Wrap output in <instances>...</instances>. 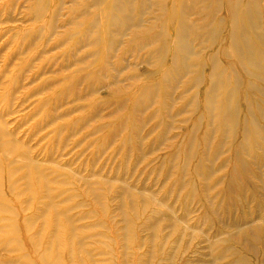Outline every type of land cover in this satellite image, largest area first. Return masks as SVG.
Here are the masks:
<instances>
[{"label":"rangeland","instance_id":"1","mask_svg":"<svg viewBox=\"0 0 264 264\" xmlns=\"http://www.w3.org/2000/svg\"><path fill=\"white\" fill-rule=\"evenodd\" d=\"M45 1L38 19L34 0H0V126L34 163L0 155V205L14 212L0 211V264H25L23 251L39 264L31 248L55 233L61 264H71L64 243L82 264H264V81L226 40V1L206 2L212 38L195 3L187 74L168 59L181 0L131 5L169 33L156 56L138 32L106 21L111 0ZM238 21L264 65V39ZM209 57L223 68L216 102L233 126L216 102L205 108ZM141 86L153 90L148 102Z\"/></svg>","mask_w":264,"mask_h":264},{"label":"bare ground","instance_id":"2","mask_svg":"<svg viewBox=\"0 0 264 264\" xmlns=\"http://www.w3.org/2000/svg\"><path fill=\"white\" fill-rule=\"evenodd\" d=\"M208 1L209 0H181L180 6L175 7L174 5H172V9L174 10L172 16L174 17L176 24H175L174 35L171 37L172 42H173L172 43L173 47L171 51L169 52L171 54L169 55V58H168L169 59V69L171 71H180V72L182 71L184 74L194 72L193 70L194 64L193 65L190 64L187 60L188 56L192 54L191 50L186 45V37L188 36L187 33L189 30H192V27H193V21L189 20V17L190 15H194L193 9H194L195 3H204L203 4L204 8L200 9L199 13H201L202 11H204L205 13L206 8H207L206 2ZM225 1H226L225 4L227 5L226 12L229 15V24H228L229 27L227 31L226 40L230 48L232 49V51L238 57H241V59L245 60L250 65H252V67L256 71V73H249V74L254 76L255 78H258L264 81V65H262L263 56H261L262 53L261 51H257L256 48H254V46L250 42V38H249L250 35H247L246 30L242 28L241 24L238 21L239 17L245 18L247 22V28L250 31H253L254 37L257 38L259 42L263 41L262 39H264V34L258 33V31L261 29V24L263 23L262 22L263 18L259 11L258 0H248V2H246L245 5H241L239 3V0H225ZM45 2H46L45 0H34L35 5L37 6L39 5L38 8L35 7L36 9L34 11L35 16H37L38 19L44 13L43 8H44ZM133 3H134V0H111L110 1L111 10L105 15L106 21L109 23L118 24L120 26V29L127 27V29L132 32L134 30L138 32L139 33L138 36L141 39L140 43L141 45L146 47L148 54L156 56L152 54L151 52H155V54H158V52L162 53L164 51V48H163L164 46H163L162 41L167 43V39H169V36L165 34L167 32H164V29H163L164 26L160 22L161 19H158L156 17L155 21L151 22L150 26H144V23L148 22L147 20L136 19L134 16H132V10L130 8ZM100 4H101V0L95 1L96 6H99ZM221 4H223L221 0H215L216 6L220 7ZM83 15H87V12L84 11ZM207 15H210V13L208 12L207 14L205 13L204 15L206 17L205 19L208 22L201 29L203 31L206 30L207 32L205 33L209 32V35H210L209 38H212V35L215 34L216 31H215V27L210 25V22L208 20L209 18H207ZM155 26H158L157 28L160 30V33L152 31L153 29H155ZM205 33H204V37H205ZM160 41L162 44L152 49L153 45L158 44V42ZM255 55L258 56L260 60H257L256 58H254L253 56ZM208 61L210 65V71L207 74L209 83H208L207 88L204 91L203 100L205 103V108L209 110L210 106L216 102V91L218 89L216 87H220L221 85H223L222 81L224 80V78L222 75L223 68L221 67V65H219L217 60L214 59L213 57H209ZM194 84H197V83L194 81ZM142 88H143L142 86L138 88L137 90L138 94L143 95L145 93V96H146V93H147V97H145V101H147L146 98L148 100L151 99L149 98V96L153 95L152 94L153 90L151 89L148 90V88L146 89H142ZM143 97L142 98L139 97V98L144 99ZM226 97L222 101L230 102V96H226ZM139 98L137 99L140 100ZM145 101L143 100L142 104ZM215 105L216 107L214 109H216L217 113L214 112V114L218 115L217 117L220 118V121L222 123H224L223 126L225 125L227 126L229 124L233 126L232 122L235 121L234 113L231 111H228V108L226 109L222 103L218 105V103L216 102ZM214 109L212 108V110ZM214 114H213V117H214ZM261 115H264V114L261 113ZM13 137L14 136L12 135L11 132H8V131L6 132L0 126V151H1L0 155H1V158L7 160L9 165H14L15 164L14 161L16 162L19 161L23 163L26 162L27 164H32L33 162L29 160L30 156L27 153V147L24 148L23 143L21 141L18 142L17 140H14ZM21 146L22 148H20ZM13 152H14V155H13ZM16 154H17V157H15ZM0 171H1V165H0ZM13 171L14 170H9V173ZM40 178L42 177L40 176ZM7 182H8V188L12 190L13 186L11 185V180L7 179L6 184ZM0 211H7L8 213L14 215V212H12V209H9L8 207H5L4 205H0ZM74 235H75L74 233L70 234V236H74ZM50 236L51 238L47 241V247H44L45 250L42 249L41 251L39 247L31 248L32 253H35L37 257L39 258V264H61V262L57 259L58 256L52 250L50 251L49 249V247H51L54 243H57L59 245L56 239L58 236V233L53 234V236L52 234H50ZM72 242L75 243V240ZM14 244L16 246L17 242H14ZM80 244L81 242L77 240V245H80ZM60 248L62 249L61 255L64 258L71 259L69 260L71 264H82L78 259H76V256L75 254L72 253L68 243H64L60 245ZM17 249H19L21 252L23 251V249L22 250L20 248H17ZM17 259H22L23 261H25V264H32L26 261L27 254L24 251L21 253L20 257H18Z\"/></svg>","mask_w":264,"mask_h":264}]
</instances>
